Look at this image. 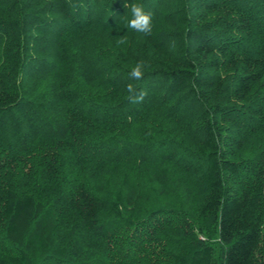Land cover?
Here are the masks:
<instances>
[{
  "label": "trees",
  "instance_id": "16d2710c",
  "mask_svg": "<svg viewBox=\"0 0 264 264\" xmlns=\"http://www.w3.org/2000/svg\"><path fill=\"white\" fill-rule=\"evenodd\" d=\"M0 264H264V0H0Z\"/></svg>",
  "mask_w": 264,
  "mask_h": 264
},
{
  "label": "clouds",
  "instance_id": "9594fccd",
  "mask_svg": "<svg viewBox=\"0 0 264 264\" xmlns=\"http://www.w3.org/2000/svg\"><path fill=\"white\" fill-rule=\"evenodd\" d=\"M131 12L133 18L128 21V27L136 32L144 33L150 35L152 33L153 24H152V13L145 12L142 5L139 4H132L131 5ZM126 43L125 39L122 37L118 44ZM144 68L145 65L143 63H137V65L132 69L130 76L133 79L140 80L143 78L144 75ZM127 91L129 93V99L132 102H138L140 99L143 98L145 93L143 91L140 92L139 96H136V87L132 84L127 86Z\"/></svg>",
  "mask_w": 264,
  "mask_h": 264
}]
</instances>
